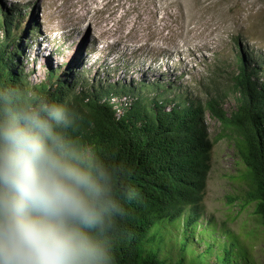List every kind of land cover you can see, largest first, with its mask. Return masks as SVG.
Listing matches in <instances>:
<instances>
[{
  "label": "rangeland",
  "instance_id": "rangeland-1",
  "mask_svg": "<svg viewBox=\"0 0 264 264\" xmlns=\"http://www.w3.org/2000/svg\"><path fill=\"white\" fill-rule=\"evenodd\" d=\"M4 14L15 41L9 64L29 89L46 83L52 70L78 90L134 85L142 101L215 100L229 114L239 56L264 86V0H0V42ZM140 83H156L155 92ZM135 97L109 101L121 113ZM206 127L213 146L196 219L187 208L158 225L151 232L163 243L148 248L184 264H264V229L253 203L243 200L246 169L208 112Z\"/></svg>",
  "mask_w": 264,
  "mask_h": 264
},
{
  "label": "trees",
  "instance_id": "trees-1",
  "mask_svg": "<svg viewBox=\"0 0 264 264\" xmlns=\"http://www.w3.org/2000/svg\"><path fill=\"white\" fill-rule=\"evenodd\" d=\"M11 23L4 14L0 84L23 89L27 88L26 79L9 64L14 55L10 46L15 47L10 38ZM238 62L232 82L235 109L229 114L215 100L202 104L154 95L142 101L135 97L138 87L134 85L111 83L99 89L78 90V83L71 77L61 79L52 70L47 82L34 89L53 99L67 100L77 114L71 134L93 144L109 161L122 167L120 184L139 194L117 236L116 264H184L181 260L161 259L148 245L152 242L156 249L160 247L163 239L154 237L152 229L173 223L187 208L192 210V220L196 219L213 146L207 133V112L233 142L246 169L241 177L246 185L244 204L253 203L254 214L264 229V86L252 80L256 72L247 67L243 57L239 56ZM155 86L139 84L142 91L151 88L148 93L155 92ZM112 96L135 99L117 113L109 101Z\"/></svg>",
  "mask_w": 264,
  "mask_h": 264
},
{
  "label": "clouds",
  "instance_id": "clouds-1",
  "mask_svg": "<svg viewBox=\"0 0 264 264\" xmlns=\"http://www.w3.org/2000/svg\"><path fill=\"white\" fill-rule=\"evenodd\" d=\"M67 100L0 84V264H116L138 193Z\"/></svg>",
  "mask_w": 264,
  "mask_h": 264
},
{
  "label": "bare ground",
  "instance_id": "bare-ground-1",
  "mask_svg": "<svg viewBox=\"0 0 264 264\" xmlns=\"http://www.w3.org/2000/svg\"><path fill=\"white\" fill-rule=\"evenodd\" d=\"M32 43H34V40H32ZM32 50H33V49H32ZM33 53H34V54H37V53H39V51H38V52L33 51Z\"/></svg>",
  "mask_w": 264,
  "mask_h": 264
}]
</instances>
